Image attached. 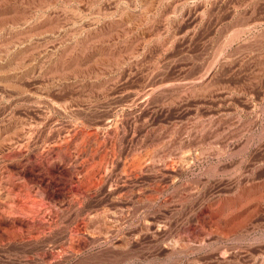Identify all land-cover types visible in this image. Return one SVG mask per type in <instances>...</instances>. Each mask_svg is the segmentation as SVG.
<instances>
[{"label":"rangeland","instance_id":"obj_1","mask_svg":"<svg viewBox=\"0 0 264 264\" xmlns=\"http://www.w3.org/2000/svg\"><path fill=\"white\" fill-rule=\"evenodd\" d=\"M0 264H264V0H0Z\"/></svg>","mask_w":264,"mask_h":264}]
</instances>
